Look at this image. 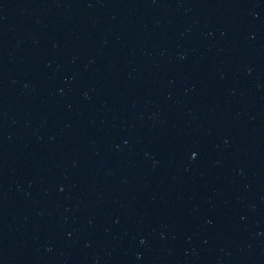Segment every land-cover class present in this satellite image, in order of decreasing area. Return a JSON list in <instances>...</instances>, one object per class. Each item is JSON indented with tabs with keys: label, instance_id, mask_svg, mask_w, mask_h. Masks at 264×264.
Returning <instances> with one entry per match:
<instances>
[{
	"label": "water",
	"instance_id": "95a60500",
	"mask_svg": "<svg viewBox=\"0 0 264 264\" xmlns=\"http://www.w3.org/2000/svg\"><path fill=\"white\" fill-rule=\"evenodd\" d=\"M0 264H264V0H0Z\"/></svg>",
	"mask_w": 264,
	"mask_h": 264
}]
</instances>
